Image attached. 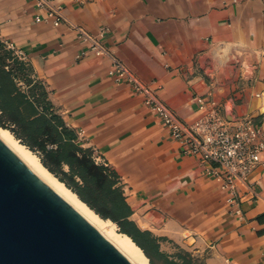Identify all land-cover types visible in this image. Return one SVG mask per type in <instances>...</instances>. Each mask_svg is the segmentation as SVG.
Instances as JSON below:
<instances>
[{"label":"crops","instance_id":"0c3cea01","mask_svg":"<svg viewBox=\"0 0 264 264\" xmlns=\"http://www.w3.org/2000/svg\"><path fill=\"white\" fill-rule=\"evenodd\" d=\"M94 35L187 121L195 98L211 96L228 115H251L264 131V0H50ZM33 0H0V39L32 66L78 140L120 176L134 220L207 264H264V173L259 198L244 197L245 220L202 175L196 158L170 138L159 118L110 61L87 50L67 24L54 26ZM242 193L245 194L244 189ZM169 243V244H168Z\"/></svg>","mask_w":264,"mask_h":264},{"label":"trees","instance_id":"16d2710c","mask_svg":"<svg viewBox=\"0 0 264 264\" xmlns=\"http://www.w3.org/2000/svg\"><path fill=\"white\" fill-rule=\"evenodd\" d=\"M0 126L38 153L42 164L96 214L115 222L150 264H207L181 248L172 258L161 250L160 238L132 220L134 211L117 171L108 163L97 162L93 149L80 145L76 131L50 100L32 66L1 39Z\"/></svg>","mask_w":264,"mask_h":264},{"label":"built area","instance_id":"2783aa9c","mask_svg":"<svg viewBox=\"0 0 264 264\" xmlns=\"http://www.w3.org/2000/svg\"><path fill=\"white\" fill-rule=\"evenodd\" d=\"M37 6L47 10L46 19L54 26L67 24L80 41L87 46L82 56L93 53L110 61V76L125 84L143 104L149 108L168 130L170 138L179 142L184 154L196 158L203 176L214 180L221 192L227 195L229 213L240 221L245 220L244 197L259 198L255 187L264 173V131L251 115H228L226 104L215 101L211 96L195 98L198 115L192 121L180 118L160 97L162 86L156 81L145 82L133 73L114 52L103 43L106 30L94 35L83 26L68 21L60 6L50 0H33ZM40 16L36 22L46 20ZM8 49L25 60L24 54L13 44L5 42ZM78 140L84 137V130L76 131ZM244 189L245 194L242 193Z\"/></svg>","mask_w":264,"mask_h":264},{"label":"water","instance_id":"95a60500","mask_svg":"<svg viewBox=\"0 0 264 264\" xmlns=\"http://www.w3.org/2000/svg\"><path fill=\"white\" fill-rule=\"evenodd\" d=\"M0 264H132L0 139Z\"/></svg>","mask_w":264,"mask_h":264},{"label":"bare ground","instance_id":"6f19581e","mask_svg":"<svg viewBox=\"0 0 264 264\" xmlns=\"http://www.w3.org/2000/svg\"><path fill=\"white\" fill-rule=\"evenodd\" d=\"M0 139L49 187L92 224L132 264H150L142 249L126 234L118 230L115 222L101 218L71 189L51 173L39 156L22 144L10 130L0 126Z\"/></svg>","mask_w":264,"mask_h":264},{"label":"rangeland","instance_id":"374dc122","mask_svg":"<svg viewBox=\"0 0 264 264\" xmlns=\"http://www.w3.org/2000/svg\"><path fill=\"white\" fill-rule=\"evenodd\" d=\"M10 130V129H9ZM37 155L39 156V154L37 153ZM138 225V224H137ZM139 226V225H138ZM118 230H119V228H118ZM156 236V235H155ZM158 238H160L161 240V242H160V244H161V250L164 252V253H166L167 255H169V256H171L172 258H173V256L178 252V250H179V248H181V247H179V246H175V244H173L171 241L169 242V243H171V244H169V247L166 249V250H163L162 249V243H164V242H168L169 240H167V239H165V238H162V237H158ZM181 249H183V248H181ZM185 250V249H184ZM187 251V250H186ZM159 264H164L162 261H159Z\"/></svg>","mask_w":264,"mask_h":264}]
</instances>
